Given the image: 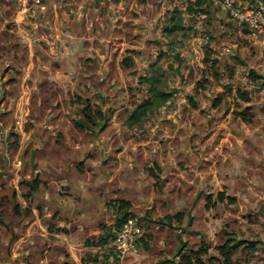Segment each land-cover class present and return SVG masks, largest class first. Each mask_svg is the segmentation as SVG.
I'll return each mask as SVG.
<instances>
[{"label": "rangeland", "instance_id": "374dc122", "mask_svg": "<svg viewBox=\"0 0 264 264\" xmlns=\"http://www.w3.org/2000/svg\"><path fill=\"white\" fill-rule=\"evenodd\" d=\"M9 1L0 0V21L6 24L16 19L13 9H7ZM197 1L95 0L97 11L89 27L96 35L95 49L90 47L88 59L60 63L61 68L35 62L32 78L17 71L6 91L1 81L0 264H60L59 256L65 264H172L178 260L179 241L185 249L205 244L207 254L217 256L216 248L228 234L257 243L255 253L239 251L234 264L263 263V213L252 210L247 199L240 205L208 206L206 196L214 199L220 185L215 178L225 181L224 174L220 167L216 171L208 165L206 174L196 167L202 143L212 136L214 144L225 132L264 135V85L249 78L251 72L264 75V46L239 35L235 22L212 0ZM33 6L28 11L32 20L44 22ZM177 24L181 28L170 32ZM28 33L21 46L37 38ZM68 45L67 56H72ZM79 48L87 50L85 45ZM127 58L131 67H121ZM13 63L20 62L1 61L0 69ZM151 71L162 74L163 89L171 97L130 126L131 111L148 97L144 78ZM41 73L44 79H37ZM243 92L252 102L250 124L241 120L247 114V104L238 97ZM86 103L101 110L105 127L77 126ZM263 145L261 138L258 148ZM173 150L193 154L192 167L183 170L185 178L167 170L156 180L147 168L139 175L136 157L124 156ZM131 166L138 169L132 173ZM113 172L117 178H137L132 187L139 185L134 203L140 215L132 213L141 219L148 249L139 242L133 257L108 263L98 255L102 247L97 245L101 225H112L116 218L112 196L118 190L108 180ZM240 175L245 185L257 180L253 173ZM201 176H207L206 183ZM94 178L101 182L93 183ZM177 186L181 191L176 195ZM222 188L226 193V185ZM168 206L172 215L180 207L181 223L169 224ZM63 235L71 237L64 241ZM65 243H77L73 250L79 263L63 248Z\"/></svg>", "mask_w": 264, "mask_h": 264}, {"label": "crops", "instance_id": "0c3cea01", "mask_svg": "<svg viewBox=\"0 0 264 264\" xmlns=\"http://www.w3.org/2000/svg\"><path fill=\"white\" fill-rule=\"evenodd\" d=\"M13 1L15 2L14 4ZM13 1L7 2L6 6L7 9H13V13L16 14V19L10 24H6L5 21H0V62L8 61L20 63L17 65L13 63V66L9 67L7 65L0 69V87L1 81H3L2 85L5 91L8 90L11 85H14V78L16 77L17 71H21L24 78L31 79L36 72L34 69L36 67L35 62L49 61L54 64L56 63V65L59 64V68H61L60 63H70V61L88 59L89 56L87 53H89L91 48L93 50L95 49L96 35L94 32L89 31V27L93 22L91 17H94L93 12L97 11L95 0H44L45 11L40 14L42 16L44 15V22L42 23L41 20L39 22L32 20L33 15L26 12V8L21 4L22 2ZM33 5L34 4L30 3V8ZM33 7L34 9L37 8V6ZM111 7H114V5H111ZM22 17L25 19L23 23L21 22ZM28 29L29 31L34 32V34H37V38H31L33 42L29 41L27 44L22 43L23 47L20 42L22 41L21 39L26 37V35L28 37ZM27 37L25 39H27ZM35 39H37L36 42ZM66 45L71 49L72 56H67L68 52ZM79 45H85L87 48L86 52L85 49H80ZM39 46H44L45 49L40 50ZM84 53L86 54L84 55ZM42 74L43 73L36 78L38 79V77H42L44 79L45 76ZM39 81L40 84H42L45 80ZM79 89L82 91L81 89L83 88L79 87ZM251 103L252 102L246 104L249 106ZM258 104L260 105L259 102ZM257 116L260 117L261 115L258 114ZM261 122H264V116ZM246 133L242 135H233L230 132H225L220 139L217 138L214 144V136L206 139L201 145L197 161L198 166L195 167L199 168V170L201 169V172H205V174L207 173L208 165L211 168H215L216 171H219L218 167H220V171L224 174L225 181L218 177L215 178L216 183L220 182V185L217 184L219 187L217 193L223 192L222 187L226 185L228 190H226V193H223L225 196L234 198V202L230 204L231 206L236 204L240 205L242 204V201L247 199V204L253 205L252 210L263 213L261 220H264V177H260V174L264 173V145L262 148H258L261 143V138L264 140V135L254 132ZM192 155L189 154L188 151L173 150L167 151L164 154L157 152L155 155H147L146 153L134 152L128 155L125 154L124 156L130 158H132V156L136 157V161L138 160V163L136 162L138 166L136 167H142V171L139 172V175L143 173V168H147L149 175L151 174L150 172L154 174L153 176L150 175V177L157 180L158 177L162 178L167 170V172L176 174L180 179L185 178L183 170H185V167H192ZM148 157L154 158L152 160L153 162L149 163ZM194 158L197 159L196 157ZM208 161H211L212 163ZM194 164L196 165V163ZM132 167L133 166L130 168L133 169L132 173L138 169ZM150 167L156 168L157 172L151 170L152 168ZM116 169H120V166L118 165ZM244 173L256 174L255 177L257 180L251 182L252 184L249 183L248 185H245L240 175ZM202 177L203 181L206 183L207 176H201V179ZM122 178L115 177L114 172L109 176L108 180H113L116 190H118L117 195L112 196V198L129 201V210L140 215V213H137L136 211V206L138 204L136 205L134 203V200L140 196L137 191L139 185H134V187H132V184H134L137 178L134 176H129L127 179L124 177ZM95 180L96 179L94 178V181L92 182L94 183ZM176 180L178 179L176 178ZM96 181L99 183L101 182V179H97ZM177 182L179 184V181ZM125 190H130V194L129 192L123 193ZM175 190L177 192L176 195L181 191L178 186L175 187ZM164 193L168 194L166 190ZM163 197H165L164 194ZM161 201V203L165 202L163 198ZM178 202L180 203V201ZM213 203L224 204L226 201L217 202L213 199ZM176 210V213H180V207H177ZM166 212L172 215V206L171 208L168 206ZM222 219H224V216ZM70 237L71 235H63L62 239L68 241ZM75 244L77 243H74V246L73 244L65 243L63 248L70 253V257L74 261H78L79 263V260H77V256L74 253L75 250H73ZM97 246L99 247V245ZM106 248L107 246L105 249ZM102 249H104V247H102ZM135 254H137V252ZM135 254L130 257H133ZM110 256L107 259L108 263H111ZM62 260L63 256H59V263L65 264V262H61Z\"/></svg>", "mask_w": 264, "mask_h": 264}, {"label": "trees", "instance_id": "16d2710c", "mask_svg": "<svg viewBox=\"0 0 264 264\" xmlns=\"http://www.w3.org/2000/svg\"><path fill=\"white\" fill-rule=\"evenodd\" d=\"M197 4H201V0H198ZM180 28L181 27L178 24L173 25L172 28L169 29V31L172 32ZM120 64L121 67L125 68L131 67L132 62L130 61V58H127L123 59ZM249 78L253 82L264 85V75H258L251 72ZM144 82H146L148 85V97L142 103L136 105L131 111L130 115L128 116V124L130 126L141 123L149 112H151L154 108L164 105L171 97V94L169 92H165L163 89L164 82L162 81V74H160V72L151 71L150 75L144 78ZM238 97L243 103L250 102V98L247 97L246 92L239 93ZM194 106H196V104H194ZM249 109L250 106H247L244 109L247 114H241V120L247 124L252 123L253 119L252 115L248 113ZM81 110L82 118L77 122V126L89 129L91 128V126H98L100 128L105 127L107 120L99 108L92 109L91 106L86 103V106H84ZM150 173L151 176L154 175L152 172ZM37 185V180H35L30 187L31 190L34 191ZM206 200L208 201V206L209 204L214 205L211 195L206 196ZM215 200L217 202H223L225 200L228 204H232L234 202V198L225 196L223 192H218L214 197V201ZM112 208L114 209V213L116 214L114 224L108 226L102 224L100 227L102 232L100 233L98 238V245L104 247V249L113 238L112 228H119L122 222H124L127 218L134 216L133 213L129 210V201L116 199L112 202ZM182 219L183 216L181 213H176L172 216H166V220L169 222V224H171L173 220L177 223H181ZM177 238L180 240L179 235L177 236ZM139 242L142 243V246L145 250L148 249V244L144 236H142L138 240L137 244H139ZM256 246V242L238 240L236 238L230 237L228 234L223 243L217 246L216 250L218 254L216 256L207 254L208 247L205 244L200 245L197 249H185V244L179 241V246L175 253V256L178 257V260L177 262L172 264H234V256L239 251L245 254H252L257 251ZM104 249H101L98 255H103L106 260L108 259V255L112 254V250L110 249L109 253L106 249ZM95 261H98L97 258L95 259ZM262 264H264V261Z\"/></svg>", "mask_w": 264, "mask_h": 264}, {"label": "built area", "instance_id": "2783aa9c", "mask_svg": "<svg viewBox=\"0 0 264 264\" xmlns=\"http://www.w3.org/2000/svg\"><path fill=\"white\" fill-rule=\"evenodd\" d=\"M22 2L26 12L29 4H35L36 12H44L43 0H15ZM212 3L227 13L235 22L236 32L264 46V0H212ZM248 95L250 92L248 91ZM109 244L112 254L110 262L123 260L137 252V242L143 236V226L138 216L127 218L120 227L113 229Z\"/></svg>", "mask_w": 264, "mask_h": 264}]
</instances>
